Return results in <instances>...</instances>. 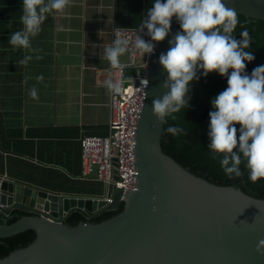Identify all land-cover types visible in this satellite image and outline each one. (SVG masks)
Wrapping results in <instances>:
<instances>
[{
    "label": "water",
    "instance_id": "1",
    "mask_svg": "<svg viewBox=\"0 0 264 264\" xmlns=\"http://www.w3.org/2000/svg\"><path fill=\"white\" fill-rule=\"evenodd\" d=\"M246 17L264 19V0H225ZM154 42L148 84L136 125L137 189L124 194L108 183L102 197L68 196L0 175V211L19 208L31 214L0 223V238L27 228L29 244L0 257V264H264V198L232 185L206 180L162 151L163 123L151 101L166 89L158 55L176 31ZM116 177V175L114 176ZM111 197V201L107 200ZM123 202L118 214L100 222L65 223L73 210L90 218Z\"/></svg>",
    "mask_w": 264,
    "mask_h": 264
},
{
    "label": "crops",
    "instance_id": "2",
    "mask_svg": "<svg viewBox=\"0 0 264 264\" xmlns=\"http://www.w3.org/2000/svg\"><path fill=\"white\" fill-rule=\"evenodd\" d=\"M144 3L68 0L62 12L46 14L29 48L14 50L7 39L23 27L21 0H0V175L87 196L80 194L88 181L80 174V139L105 134L109 120L108 90L94 79L95 69L108 65L100 52L111 43L112 28L127 27ZM25 54L32 57L27 64L17 63ZM39 74L43 79L37 81ZM33 85L35 99L28 94Z\"/></svg>",
    "mask_w": 264,
    "mask_h": 264
},
{
    "label": "clouds",
    "instance_id": "3",
    "mask_svg": "<svg viewBox=\"0 0 264 264\" xmlns=\"http://www.w3.org/2000/svg\"><path fill=\"white\" fill-rule=\"evenodd\" d=\"M67 2L21 0L19 21L23 27L9 33L8 44L14 50L29 48L30 36L40 31L46 14L62 12ZM173 17L179 28L170 35L168 48L157 58L166 73L161 81L166 91L152 99V113L161 123L166 116L175 119L173 114L188 106L189 82L216 71L226 77V87L210 97L206 146L209 154L220 156V168L228 177L242 174V162L250 180L264 177V63L254 66L250 73L245 71V63L254 59L248 30L241 28L238 39L233 35L238 22L236 12L226 6L225 0H151L132 46L142 55L152 53L154 42L170 32ZM129 43L128 38L114 37L103 47L100 56L107 60L109 70L125 67L119 57ZM31 58L25 54L17 63L27 64ZM35 79L42 80V74ZM140 83L146 85L148 81L142 78ZM122 85L123 80L105 81V88L112 93H119ZM28 94L37 98L35 85ZM163 131L176 135L183 129L170 124ZM256 249L264 250V239L258 241Z\"/></svg>",
    "mask_w": 264,
    "mask_h": 264
},
{
    "label": "trees",
    "instance_id": "4",
    "mask_svg": "<svg viewBox=\"0 0 264 264\" xmlns=\"http://www.w3.org/2000/svg\"><path fill=\"white\" fill-rule=\"evenodd\" d=\"M151 5V0H145L143 5L138 6L139 15L137 19H127L124 26L137 27L142 21L144 10ZM237 24L233 35L239 38L241 28H246L251 38L249 50L253 53L254 59L245 63V71L251 72L256 65L264 63V19L246 17L236 12ZM179 28L177 23L176 30ZM190 99L186 108H181L174 113L175 119L170 116L164 118L160 145L162 151L171 156L180 165L188 168L189 171L206 180L219 185H232L240 188L243 192L258 198H264V177L253 181L248 178L247 171L241 163L242 174L239 177L226 176L219 165V155H210L207 149V122L210 109V97H213L226 87V77L216 71H210L206 76L189 82ZM179 125L182 132L173 135L163 131L168 125ZM238 127V124H237ZM83 190L80 194L93 196L98 195L102 190V183L96 180H85ZM123 209V202L115 208L106 210L93 217H86L80 210L71 211L65 218V223L75 225L80 221L100 222L108 219ZM31 214V212L13 209L9 214L0 211V223L7 218V223L16 220L19 216ZM35 231L31 228L24 229L15 234L0 238V257L7 255L10 251L23 247L33 241Z\"/></svg>",
    "mask_w": 264,
    "mask_h": 264
},
{
    "label": "built area",
    "instance_id": "5",
    "mask_svg": "<svg viewBox=\"0 0 264 264\" xmlns=\"http://www.w3.org/2000/svg\"><path fill=\"white\" fill-rule=\"evenodd\" d=\"M137 27L112 28V37L128 38L130 43L125 51L128 58L121 69L109 70L108 65L95 69L94 79L98 85H105L109 78L123 80L119 93L108 91L109 120L107 132L103 135L85 134L80 139V174L88 180L101 181L104 185L112 183L119 189L120 201L125 193L137 189L135 166L136 125L145 97L146 85L140 83L147 77L151 55H142L132 46ZM142 35V33H141ZM147 38V37H145ZM116 175V177H114ZM107 200L110 202L111 197Z\"/></svg>",
    "mask_w": 264,
    "mask_h": 264
},
{
    "label": "rangeland",
    "instance_id": "6",
    "mask_svg": "<svg viewBox=\"0 0 264 264\" xmlns=\"http://www.w3.org/2000/svg\"><path fill=\"white\" fill-rule=\"evenodd\" d=\"M147 6L149 7L150 4L147 3ZM119 58L121 60H126V59L128 60V58H127V56L125 54L124 55L122 54ZM104 189H105V186H104V184H102V190L99 193H97L99 197H101L104 194V192H105Z\"/></svg>",
    "mask_w": 264,
    "mask_h": 264
}]
</instances>
